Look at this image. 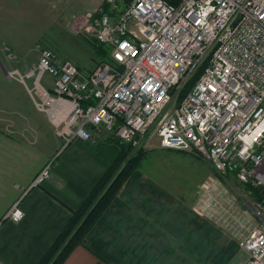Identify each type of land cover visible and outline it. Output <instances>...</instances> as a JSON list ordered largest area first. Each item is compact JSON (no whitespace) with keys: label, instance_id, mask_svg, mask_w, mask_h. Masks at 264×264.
<instances>
[{"label":"built area","instance_id":"2783aa9c","mask_svg":"<svg viewBox=\"0 0 264 264\" xmlns=\"http://www.w3.org/2000/svg\"><path fill=\"white\" fill-rule=\"evenodd\" d=\"M96 26L109 62L81 72L45 49L9 77L64 146L96 133L137 147L154 134L160 147L194 152L234 175L249 187L259 224L223 189L201 195L198 214L239 238L244 264H264V0H102ZM51 164L29 188L45 181ZM22 218L15 203L2 221Z\"/></svg>","mask_w":264,"mask_h":264},{"label":"crops","instance_id":"0c3cea01","mask_svg":"<svg viewBox=\"0 0 264 264\" xmlns=\"http://www.w3.org/2000/svg\"><path fill=\"white\" fill-rule=\"evenodd\" d=\"M119 152L106 134L64 146L55 136L17 139L0 127V264H38ZM49 163V176L29 188ZM15 203L23 218L2 221ZM196 205L135 169L61 264H244L239 238Z\"/></svg>","mask_w":264,"mask_h":264},{"label":"rangeland","instance_id":"374dc122","mask_svg":"<svg viewBox=\"0 0 264 264\" xmlns=\"http://www.w3.org/2000/svg\"><path fill=\"white\" fill-rule=\"evenodd\" d=\"M101 5L102 0H0V127L11 136L45 141L58 137L23 85L8 73L30 69L45 49L74 63L79 71L86 67L88 72L109 62V48L103 47L105 57H98L99 44L94 39ZM120 6L115 14L123 9L124 5ZM119 146L126 148L124 162L135 159L136 170L147 173L190 205H196L209 191L223 189L242 216L255 226L259 224L248 207L249 187L234 175L217 172L196 153L162 148L154 134L137 147Z\"/></svg>","mask_w":264,"mask_h":264},{"label":"trees","instance_id":"16d2710c","mask_svg":"<svg viewBox=\"0 0 264 264\" xmlns=\"http://www.w3.org/2000/svg\"><path fill=\"white\" fill-rule=\"evenodd\" d=\"M103 47L100 44L96 47L98 57H105ZM197 77L198 74L186 86L184 92L188 91ZM123 147H120L118 156L94 185L89 195L75 210L71 211V217L67 224L38 264H61L71 249L82 242L84 236L111 203L129 174L135 170V159L124 162L126 148ZM255 193L256 191H254Z\"/></svg>","mask_w":264,"mask_h":264}]
</instances>
